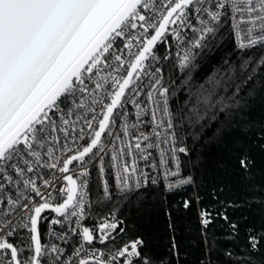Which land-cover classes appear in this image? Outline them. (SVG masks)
Masks as SVG:
<instances>
[{
  "label": "snow or ice",
  "instance_id": "snow-or-ice-1",
  "mask_svg": "<svg viewBox=\"0 0 264 264\" xmlns=\"http://www.w3.org/2000/svg\"><path fill=\"white\" fill-rule=\"evenodd\" d=\"M217 52L196 83L197 60ZM257 100L264 105V0H0V264H169L144 236L120 244L125 222L100 212L131 195L191 190L165 213L178 264L177 219L203 199L196 144L214 121V138L239 128L251 141L230 159L248 207L264 210V185L250 179L264 119L237 125L233 111ZM217 169L227 177L229 161ZM214 215L228 220L200 208L209 253ZM247 232L239 264H264V226Z\"/></svg>",
  "mask_w": 264,
  "mask_h": 264
},
{
  "label": "trees",
  "instance_id": "trees-1",
  "mask_svg": "<svg viewBox=\"0 0 264 264\" xmlns=\"http://www.w3.org/2000/svg\"><path fill=\"white\" fill-rule=\"evenodd\" d=\"M230 48L231 45L225 51H229ZM221 55V52H217L210 59L197 60V64L200 66L193 71V79L196 83H202L203 77L212 73L213 65L219 62ZM254 103L256 106L249 112H245L243 108L233 110L236 113L234 120L237 125L243 124L245 116H250L253 120L264 119V105H261L258 100ZM219 119L221 121L225 119L223 114H220ZM219 126L214 121L212 127L206 129L204 136L196 144L197 152L203 158L201 177L205 183L199 189L203 199L200 205L181 213L177 219L179 231L175 235L180 252L178 264H201V261L208 264L209 259L211 264H239L237 256L248 247L247 229L253 226L260 229L264 226L262 224L264 210H261V206L256 203H253L251 208L248 207L245 200V196L250 194L246 191L247 181L237 174L239 169L235 167V158L230 159V153L237 151L235 145L238 142L242 141L245 145L250 146L251 141L243 137L239 128L226 131L223 140H218L214 138L213 132ZM251 155L255 164L252 169L253 178L250 179L255 184L264 185V153L253 147ZM223 160L229 161L230 171L227 177L223 171L217 169V164ZM218 177H224V179L220 180ZM96 181L97 175L94 174L93 184ZM221 184L226 185L223 193L218 192L217 199H213L211 190ZM190 194L191 190L188 193L171 195L157 192L155 196L148 197L131 195L125 200L114 201L102 208L100 214L107 215L110 212H115L117 218L125 222L127 234L119 237L120 244L136 236H144L149 240L151 251L156 257H167L169 264H177V258H174L169 252L172 233L169 231L165 213L180 198ZM230 204L236 206H230ZM202 207L209 208L214 214L219 211L228 216V220H224L222 217L217 218L214 215L213 223L206 230L207 238L215 242L210 253L204 243L205 237L202 235L205 230L202 229L199 222V211ZM173 214L175 215L174 208ZM96 222L95 219L89 221L91 225ZM232 223L238 226L235 232L230 227ZM230 235L233 238H227ZM228 251L234 254L233 257L226 255ZM261 251L264 252V244L261 246Z\"/></svg>",
  "mask_w": 264,
  "mask_h": 264
},
{
  "label": "built area",
  "instance_id": "built-area-1",
  "mask_svg": "<svg viewBox=\"0 0 264 264\" xmlns=\"http://www.w3.org/2000/svg\"><path fill=\"white\" fill-rule=\"evenodd\" d=\"M161 51H163V46H161ZM165 73H166V78H167L168 75H171L173 77V79H175L176 75L179 74L172 68V61H168L167 62V67L165 68ZM94 174L97 175V172H96L95 169H93V173H92V182H93V175ZM109 179L111 180V177H109ZM89 221H85V224L91 226ZM92 225H94V224H92Z\"/></svg>",
  "mask_w": 264,
  "mask_h": 264
}]
</instances>
